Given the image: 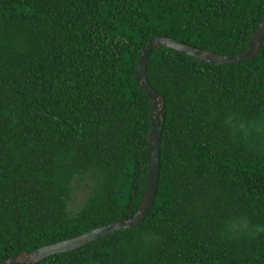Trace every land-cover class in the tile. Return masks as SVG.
<instances>
[{
  "label": "trees",
  "instance_id": "trees-1",
  "mask_svg": "<svg viewBox=\"0 0 264 264\" xmlns=\"http://www.w3.org/2000/svg\"><path fill=\"white\" fill-rule=\"evenodd\" d=\"M263 12L264 0H0V264L137 209L150 99L133 76L149 39L240 52ZM146 78L165 99L147 215L31 264H264V38L234 64L153 48Z\"/></svg>",
  "mask_w": 264,
  "mask_h": 264
},
{
  "label": "water",
  "instance_id": "water-1",
  "mask_svg": "<svg viewBox=\"0 0 264 264\" xmlns=\"http://www.w3.org/2000/svg\"><path fill=\"white\" fill-rule=\"evenodd\" d=\"M263 38L264 12L260 21L258 22L256 29L253 31L248 40L247 47L240 52L228 54L215 53L169 36L156 35L149 39L141 49L133 76L134 82L146 92L150 99L148 169L144 189L137 209L131 216L120 217L114 222L100 225L73 237L51 242L33 250L19 251L16 254L10 256L2 264H31L55 253L77 249L120 228L133 226L139 223L147 215L154 201L159 176L160 134L162 129L161 125L164 120L163 107L165 102L164 96L155 91L149 85L146 78V61L149 52L153 48L165 46L180 52H184L188 56L196 58L202 62L215 64H234L253 58L260 50Z\"/></svg>",
  "mask_w": 264,
  "mask_h": 264
},
{
  "label": "rangeland",
  "instance_id": "rangeland-1",
  "mask_svg": "<svg viewBox=\"0 0 264 264\" xmlns=\"http://www.w3.org/2000/svg\"><path fill=\"white\" fill-rule=\"evenodd\" d=\"M83 187H84L83 184H81L80 186H76L75 187L76 191L74 192V199H73L74 200V204H73V206L76 205L75 203H77V202H79L81 200L83 189H85Z\"/></svg>",
  "mask_w": 264,
  "mask_h": 264
}]
</instances>
